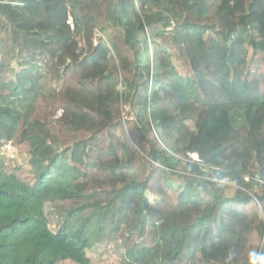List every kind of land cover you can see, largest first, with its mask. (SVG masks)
Instances as JSON below:
<instances>
[{"label":"trees","instance_id":"obj_1","mask_svg":"<svg viewBox=\"0 0 264 264\" xmlns=\"http://www.w3.org/2000/svg\"><path fill=\"white\" fill-rule=\"evenodd\" d=\"M263 79L264 0H0V264H92L115 217L141 239L122 264H264Z\"/></svg>","mask_w":264,"mask_h":264},{"label":"rangeland","instance_id":"obj_2","mask_svg":"<svg viewBox=\"0 0 264 264\" xmlns=\"http://www.w3.org/2000/svg\"><path fill=\"white\" fill-rule=\"evenodd\" d=\"M180 71L181 68L179 67ZM53 80V78H52ZM73 82V79H71ZM264 88V79L262 83V89ZM65 91L64 86L62 84L56 86L51 83L46 86L44 91V95L38 99L36 106V117H40L43 120L49 121L52 119L53 114L57 110V108L61 107V96ZM123 117H125L123 115ZM191 129H194L193 124H189ZM59 141V146L61 149H65L67 147H71L70 138L66 136V134H62L59 130L55 134ZM13 143L18 152L17 158L14 160H10L5 156H2V160L5 163V167L9 172H14L16 175L23 181H27L32 183L34 181L33 175L30 171L29 166V155H28V147L25 144H21L18 139L13 140ZM190 156L195 161H200L199 157L195 154H190ZM84 181L88 183L90 186H95L97 183L101 187L105 186L104 177L98 175V171L89 169L87 177L84 178ZM227 187V194L231 195L235 191L234 185L229 180H224L222 182ZM76 202H67L63 203L61 201L58 202H47L45 204V212L48 216L50 222V228L52 231L57 232L63 225L64 219L66 217V210L70 207L75 206ZM85 215H89L87 212ZM120 218L115 217L114 223L107 224L104 232L102 233V239L100 241H95L94 247L88 251V255L92 260V264H122L123 254L125 249L131 244L127 243L128 239H130L133 243L141 242L139 238V234L137 232H133L132 234L124 232L123 226L120 225ZM118 227L117 231H110V228ZM147 235V240H148ZM63 264H73L71 262H66Z\"/></svg>","mask_w":264,"mask_h":264},{"label":"built area","instance_id":"obj_3","mask_svg":"<svg viewBox=\"0 0 264 264\" xmlns=\"http://www.w3.org/2000/svg\"><path fill=\"white\" fill-rule=\"evenodd\" d=\"M68 23L73 27V19L70 17ZM62 115V111L58 114V117ZM1 154L10 160L17 158L18 152L13 143H7L2 147Z\"/></svg>","mask_w":264,"mask_h":264}]
</instances>
